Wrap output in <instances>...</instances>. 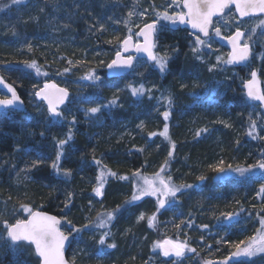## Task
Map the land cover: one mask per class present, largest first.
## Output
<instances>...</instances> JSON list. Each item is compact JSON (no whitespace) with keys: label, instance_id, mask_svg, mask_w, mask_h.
Here are the masks:
<instances>
[{"label":"trees","instance_id":"1","mask_svg":"<svg viewBox=\"0 0 264 264\" xmlns=\"http://www.w3.org/2000/svg\"><path fill=\"white\" fill-rule=\"evenodd\" d=\"M67 1L22 0L14 5L11 0H0V75L19 91L25 102L21 112L0 111V212H6L12 222L25 219L28 214L18 209L20 203H27L33 210L56 215L64 226L67 220L82 225L87 222L86 217L92 219L98 212L123 204L132 195L133 182L109 176L103 195L96 196L92 189L99 167L93 155L119 175L130 176L135 169L146 175L157 172L171 149L169 140L159 135L166 123L162 116L166 106L157 98L171 94L173 103L168 109L171 115L167 123L169 136L176 146L165 175H171L175 183L193 187L182 190L172 205L157 213L155 228H150L145 219L138 223L137 230L128 225L123 232L119 231L120 216H125L129 224L130 215L137 217L141 212L151 215L156 209L155 197L145 196L125 205L109 225L113 237L108 243L114 240L117 247L105 248L103 254L97 255L100 247L96 244L97 236L82 248L76 260L78 264H175L174 258L159 255L152 260L148 254L152 253L153 242L163 239L160 230L173 239L178 231L176 225L181 221H185L180 228L184 233L181 240L187 236L198 253H186L182 264H191V260L193 264L222 260L232 250L229 245L244 240V233H248L244 232L248 224L246 228L241 225L247 222V213L254 206L251 202L254 188L245 185L244 177L238 173L225 172L230 176L222 178L224 173L216 175L208 166L220 160L233 166H246V156L256 155L250 147L252 143L249 144L253 137L244 134L247 128L240 135L238 106L243 105L245 98L242 95L239 100L236 93L243 92L241 85L246 75L240 77L236 90L235 79H230L231 71H235L233 67L209 72V65L197 62L196 56L193 58L188 50V32L171 31L167 26L159 31L157 39L158 46L169 51L165 73L147 62V69L140 72L142 75L130 78V71L110 79L105 74L106 64L119 50L116 38L125 36L123 24L116 23L118 17L110 16L112 0H76L71 8ZM100 23L105 25L106 31L97 30ZM109 40L112 43H108ZM29 43L32 51L27 48ZM33 59L47 75L24 69L22 62ZM68 60L73 61L71 66ZM66 67L71 70L57 74ZM89 70H94L100 79H82ZM237 70L242 72L241 68ZM51 79L60 85L67 81L70 86V100L60 109L66 120L53 121L44 104L34 100L33 85L38 89L42 82ZM130 83L151 88V97L133 96L127 88ZM181 84L185 85L183 89ZM23 85H27V89ZM114 96L119 98L116 105L103 108L94 117L85 116L84 108L105 105ZM81 98H88L89 102L84 103ZM255 110L263 112L256 106L253 112ZM73 116L75 125L70 123ZM141 121L143 129L137 127ZM221 121L231 127H225ZM255 121L259 125L257 117ZM70 127L73 139L64 146L59 163L61 169L71 170V176L65 177L51 165L56 159V140L65 138ZM204 127L209 131L197 137L196 130ZM149 132L157 135L149 137ZM141 147L143 152L138 150ZM34 161H39L36 167L31 166ZM200 175L207 179L217 176L218 184L212 190L206 189L207 179L198 181ZM236 178L241 180L236 181ZM258 189H254L256 196ZM69 193L73 196L66 207ZM239 206L246 210L231 223L238 224L237 228L226 229L228 223L218 221L216 216ZM189 219L193 221L191 226L187 224ZM202 224L209 228L201 229ZM0 227L2 230V225ZM96 229L103 231L93 226L81 234L84 236ZM126 229L130 231L125 232ZM149 229L154 231L153 235ZM94 235L90 233L87 238ZM221 237L228 243L218 244ZM70 261L77 264L74 259ZM0 264H39V259L31 247L21 252L4 245L0 247Z\"/></svg>","mask_w":264,"mask_h":264},{"label":"snow or ice","instance_id":"2","mask_svg":"<svg viewBox=\"0 0 264 264\" xmlns=\"http://www.w3.org/2000/svg\"><path fill=\"white\" fill-rule=\"evenodd\" d=\"M21 2L22 0H11V3L14 5L20 4ZM181 4L184 10L178 12L169 11L174 5L179 7ZM230 5L235 6V11L238 14L237 16L229 18L224 15L226 9L230 10ZM138 7L139 0H134L133 7L126 13L123 20L116 21V23L124 24L125 28H127L128 35L124 36L122 39L116 38L119 50L116 52L115 58L106 65L114 75L135 71L138 58L131 54L122 55V53H129L131 49H134L137 53H145L147 55V60L152 62L161 73H165L168 70V52L160 55L155 51L157 48L159 31L168 26L167 24L162 23L163 21H166L171 25L189 24L193 29L198 30L201 35H195L194 47H192V52L196 55L197 59H202L200 52L203 48H211L210 41L213 34L216 37H221L222 27L236 24L235 31L230 35L223 37V39L231 46V51L227 54L226 58L222 55L216 56L217 63L209 65V72L214 71L222 64H239L248 61L252 54V46L255 43L254 37L257 34V30L260 29L261 32H264V19L258 18L264 17V0H171V3H168L167 7L163 8V10H158L155 3L150 4L148 8L141 11H137ZM41 11H43V9H41ZM149 14L155 16V19L150 23H143L142 27L134 24V17H139L143 20ZM218 16L224 20V24L214 26L213 18ZM246 17L258 18V22L253 24L247 31L242 30L239 26L243 23V18ZM109 19L112 18L109 17ZM133 26L139 29L135 33L132 31ZM65 27H67V25H65ZM97 30L100 32L106 31L105 25L100 23ZM133 36L137 38L135 41L133 40ZM140 37L143 38V42L140 41ZM108 43H112V41L109 40ZM27 48L29 51H32V45L30 43L27 45ZM22 64L24 69L33 70L37 75H47L46 72H43L42 66L34 59L25 60ZM68 64L71 66L73 61L68 60ZM70 70V67H66L57 74L60 75L67 73ZM139 75H142V73H139ZM82 79L98 81L100 77L95 74L94 70H89ZM259 83L257 70L253 69L251 71V79L244 82V87L247 90V97L249 99L258 100L261 105H264V91H261L259 88ZM0 85L7 88L10 93V96L0 98V107L10 108L17 104H22L16 88L12 84L6 83L3 75H0ZM180 87L183 89L185 85L181 84ZM127 88L130 89L133 96L148 95L151 97L152 94V89L145 88L143 84L134 86L130 83L127 85ZM33 89L36 97L47 101L48 114L53 121L67 119V117L64 116V113L60 110V105L64 104L70 97L67 88H60L54 83H45L43 87L39 89L33 85ZM81 99L84 103L89 102L88 98ZM118 99V97L114 96L113 99L109 100L105 105L96 104L94 106L86 107L84 108V114L86 117H94L96 114L100 113L103 108L116 105ZM157 99L158 101H163L166 106V110L162 113L166 123L164 124L163 131H161L159 135L169 140L171 145L168 156L165 158L164 163L161 164L160 169L157 172L151 175H146L140 169H135L130 176L119 175L117 172L108 168L107 165L102 164V161L93 155V161L99 167L96 176V184L92 189L93 193H95L96 196H102L107 178L111 176L113 178H118L119 180H131L133 182V191L130 198H126L123 204H118L115 208L105 209L102 213L98 212L92 219L86 217L85 219L87 222L85 224L76 225L71 220H67L66 223L70 228V231L67 234L61 231L58 227V225L61 224V220L56 216L49 215L42 211H34L29 204L20 203L18 210H22L28 214L26 219H15L14 222H12L10 218L6 217L5 213L0 212V225H2V230H0V247L8 245L21 252L32 247L34 248L35 256L39 259V264H67L64 259L65 243H71L72 239L77 238L82 232L90 230L95 226L99 229H103L99 235V239L96 240V244L100 246L96 254L101 255L105 248L114 249L117 247L114 240L113 242L108 243V239L113 237L109 225L115 219L116 214L119 213L125 205L141 200L145 196H153L156 198V209L151 215H146L141 212L136 217V222L139 223L146 219L150 228L157 227V213H159L161 209H165L167 206L172 205L182 190L193 187L192 184L175 183L173 182L171 175H165L169 161L174 155V149L176 146L175 142L172 141L169 136V125L167 123L171 115V112L168 109H171L173 100L171 94L167 96L162 95ZM221 122L225 124V127H231L227 122ZM70 123L75 125V116L72 117ZM137 127L143 129L144 122L141 121ZM256 128L257 122L250 117L249 131L247 135L252 136L253 139L258 138L254 135ZM208 131L209 129L207 127L199 128L196 130L195 134L199 137L202 133H207ZM41 135H44V133L41 132ZM155 135H157L155 132L148 133L149 137ZM259 138L264 139V137ZM53 139L56 138L54 137ZM72 139L73 132L70 127L65 138L56 140V159L51 165L58 173H62L65 177L71 176V170L61 169L59 163L63 155L64 146ZM17 147L19 148V146ZM138 150L143 152L144 148L141 147ZM38 163L39 161H34L31 166L36 167ZM208 167L215 173L235 172L241 177H245L246 174L255 175V170H259L260 178H264V149L261 150V158L257 159L255 163L247 166H233L231 164H225L223 160H220L216 164H210ZM206 179L207 177L205 175L197 177L198 181H204ZM262 194H264V184L260 185L257 191V197H261ZM72 196L73 193L68 194V199L65 202L66 207L71 203ZM9 199H11V197H9ZM237 204L239 205V201H237ZM245 210L246 209L242 206H239L233 211L221 212L216 216V219L221 222H229L228 225H225L227 227L234 221V218L239 217ZM14 211H17V209L14 208ZM257 211L258 214L264 212V206ZM184 223L185 221H181V224ZM192 223L193 221L191 219L187 220L188 226H191ZM181 224L176 225L178 231L181 228ZM259 224L260 227L256 229V232L252 236L247 237L245 240L231 243L229 247L232 250L229 251L228 255L222 260H204L202 264H250L253 258L264 254V215H259ZM199 227L206 230L209 228V225L202 224L199 225ZM128 231H130V229L125 230V232ZM201 240H203V237H201ZM217 243H228V241L221 237ZM152 248L159 249V253L163 257L174 258L175 264H182V258H185L186 253H194L198 255L197 249L191 247L187 236H185L184 240H180L179 238L173 240L166 237L162 241H154ZM73 264H75L74 261Z\"/></svg>","mask_w":264,"mask_h":264},{"label":"rangeland","instance_id":"3","mask_svg":"<svg viewBox=\"0 0 264 264\" xmlns=\"http://www.w3.org/2000/svg\"><path fill=\"white\" fill-rule=\"evenodd\" d=\"M74 1H76V0H68L67 1L68 7L71 8L72 3ZM81 1L83 2L86 0H80V2ZM152 3L156 4L158 10H163V8L167 7L168 3H171V0H139V7L137 8V11H141L145 8H148L150 6V4H152ZM133 4H134V0H112V6L110 7V10H111L110 16L111 17H118V21H122L124 16L126 15V13L133 7ZM53 10H55V9H53ZM119 11L120 12L122 11V12L119 14ZM169 11L170 12L182 11V4L179 7L174 5L171 9H169ZM36 12H38V10ZM32 15H34V14H32ZM226 16L231 18V17H234L236 15L234 12L231 11ZM153 19H155V16L153 14H149L143 20H141L139 17H134L133 22L135 25L141 26V25H143V23H146V22L148 23L149 21H151ZM259 19H264V18L262 17ZM257 22H258V18H251V19L243 20V23L240 24L239 26L242 28V30L247 31L248 29H250V27L253 24H255ZM214 24H215L214 26L223 25L224 20L222 18H219V19H217V21L214 22ZM235 26H236V24L228 25L227 27H222L221 35H223V36L229 35L233 31H235ZM245 26H247V27H245ZM123 28H124L125 36L128 35L127 28H125L124 24H123ZM13 30H14L13 33H16V29H13ZM132 31H133V33H135L136 31H138V28L133 26ZM16 36L18 38V35H16ZM188 37L189 38H188L187 48L190 51V53L192 54V57L194 58V56H193L194 54L192 52V47H194L195 36L188 33ZM254 38H255V43L252 46V54H251L252 60H251V62L248 65L242 67V69H241L242 72L238 71L237 69H234L235 71L232 70L230 73L232 75L230 79H235V81H236V90H237V85H238L237 82H239L240 77H242V75L243 76L246 75V77L243 79V82H244V81L248 80L251 71L253 69H256L258 78L261 81L262 90L264 91V32H261V30L258 29L257 34L255 35ZM133 39L135 41L137 38L135 36H133ZM210 43H211V48L205 47L201 50L200 55L202 56V59H196L197 62H200L202 65L206 64L208 66L210 64H216L217 63L216 56H218V55H222L225 58L227 57V54H228L227 48L225 46L221 45L219 42H217L216 36L214 34L212 36ZM117 51L118 50H116V52ZM155 51L160 55H163L165 52H168V54H169V51L167 49L159 47L158 44H157V48L155 49ZM147 67H148L147 61H144L141 59L137 60L136 69H135V71L131 72L130 78L139 76V73L145 71L147 69ZM228 68L232 69V67L229 64H222L217 69H219L220 71H222V70L225 71V70H228ZM51 80H53L55 82L54 79H51ZM57 84L59 86H63L65 88H67L70 91V86L67 84V81L65 84H61V85L59 83H57ZM242 89H243V83L241 85V91H242ZM236 95H237V97H239L238 98L239 100L241 99L242 95L245 98V101H243L244 102L243 105L241 104L240 106H238V114H239V116H241L239 118L241 121L240 135L243 133L242 131L245 128H247V130L249 131V118L250 117L252 120H255V118L257 117V119L260 121L259 125H257L256 132H255V135L258 137V138H256V142L253 143V140H252L253 138L249 139V144L252 143L250 147L253 148L254 152H256L255 153L256 155L248 154L246 156V158L248 157L247 158L248 163L246 164V166H247L249 164L255 163V161L257 159H260L261 158V150L264 149V139L259 138V137H264V113H263L264 111L262 113L259 112L258 110H255L253 112L255 106H256V108H260V106L256 103H255L256 105L254 106L253 103L249 102L244 95V91L241 93H240V91L239 92L237 91ZM2 97H4V94L0 93V98H2ZM240 102H242V101H240ZM157 108L158 107H156V109ZM237 130H239V127L237 128ZM247 133L248 132H245L244 134L247 135ZM249 151H250V148H249ZM248 153H250V152H248ZM244 156L245 155H243V158H245ZM217 162H215V163H217ZM255 173H256L255 175L246 174L244 177V182H245V185L249 184L252 188L258 189L261 184H264V178H260L259 170H255ZM216 175H217V173H216ZM229 176H230V173H224V175H222L221 177L223 178V177H229ZM235 180L239 181L241 179L236 178ZM215 184H218L217 176H212L211 178H208L205 181L206 189L209 188L212 190V188ZM254 189L252 190L253 197H252V201H251L254 204V206L247 213V216H248L247 222L241 225V227L246 228V225L248 224V227L244 230V232L245 231L248 232V233H244L245 239L249 236H252L256 232V229L260 227L259 214L264 215V212H260L258 214V211H257V210L261 209L262 206H264V194L258 198L256 196V192L254 191ZM5 215H6V212H5ZM119 221H120V223H119L120 224L119 225V231L120 232H123L124 227L128 226V225H130L133 230L139 229L138 223L136 222L135 214L132 217L130 215L129 224H126L125 216H123V217L120 216ZM226 224H227V222H226ZM116 225H115V227H116ZM237 226H238V224L237 225L230 224V226H227L226 229L231 230L233 228H237ZM65 227H67V228H65ZM0 230H1V227H0ZM145 230H147V229H144L143 231H145ZM62 231L65 234H67L70 231V228L66 223H65V226L62 225ZM148 231L152 235L154 234V231H151L150 229ZM90 233H93L95 235L91 236L90 238H87V235H90ZM90 233H86L87 235H84V236L82 234H80L77 238L74 239L75 243L71 244V246H72L71 250H70L71 252L68 250L70 254L67 252V255H66V257H67L69 254V256L67 257L69 261L71 259H74L76 261V263L78 264L79 262L76 260V258H80L79 256H80V252L83 250L82 248L87 246L86 244H88L90 242V240H92L94 238L96 240V237L100 235L101 231L96 229L94 231H90ZM159 235L163 239L167 237V233L165 231H163L162 229L160 230ZM183 235H184V233L182 232V230L176 231L174 233L173 240H175L177 238H179L181 240ZM121 238H123V235H121ZM167 238H169V237H167ZM239 241H241V240H239ZM159 255H160V253H158V249L152 248V253L150 255L148 254V257L152 260H156L157 257H159ZM188 255H190V254H188ZM191 262H192L191 264H193V260H191ZM250 264H264V254H262L261 256H257L255 258H253V260L250 262Z\"/></svg>","mask_w":264,"mask_h":264},{"label":"water","instance_id":"4","mask_svg":"<svg viewBox=\"0 0 264 264\" xmlns=\"http://www.w3.org/2000/svg\"><path fill=\"white\" fill-rule=\"evenodd\" d=\"M182 10H184L183 9V7H182ZM230 11H232V12H234L235 13V15L237 16L238 14L236 13V11H235V6L234 5H230V10L229 9H226L225 10V16L226 15H228V13H230ZM218 18H220L219 16L218 17H214L213 19H214V21L215 20H217ZM252 18H257V17H252ZM258 18H262V17H258ZM246 19H251V18H248V17H246V18H243V20H246ZM151 21H149L148 23H150ZM167 25H168V29L169 30H173V31H177V30H186L188 33H190L191 35H201L199 32H198V30H196V29H193L189 24H177V25H171V24H168L167 23ZM143 25H141V27H142ZM139 30V29H138ZM234 32V31H233ZM231 34V33H230ZM229 34V35H230ZM223 35H221V37H218L217 38V41H219V42H221L222 44H223V46H225L227 49H228V53L231 51V46L228 44V42L226 41V40H224L223 39ZM140 39V41L141 42H143V38L142 37H140L139 38ZM134 40V39H133ZM129 54H131V55H133L134 57H137L138 59L137 60H139V59H142V60H144V61H147V62H149V63H151L150 61H148L147 60V55L145 54V53H137V52H135L134 51V49H131L130 51H129V53H122V55H129ZM116 55V54H115ZM115 55L113 56V58L112 59H114L115 58ZM111 59V60H112ZM111 60L109 61V62H111ZM251 60H252V56L250 55V57H249V59H248V61H246V62H242V63H239V64H229V65H231V67H233V68H242V66H245V65H247L248 63H250L251 62ZM108 62V63H109ZM130 72V71H129ZM129 72H124V73H120L119 75H114V74H112L111 72H110V70L107 68V66H106V68H105V74H106V76L108 77V78H110V79H117L118 77H121V76H123V75H125V74H129ZM249 79H251V73H250V76H249V78H248V80ZM258 80H259V88L261 89V91H263L262 90V85H261V81H260V79L258 78ZM6 81V80H5ZM247 81V80H246ZM245 82V81H244ZM6 83H8V84H10L9 82H7L6 81ZM45 83H54V84H56L58 87H60V88H65V87H63V86H59L57 83H55L53 80H49V81H44V82H42V84L38 87V89L39 88H42L43 87V85L45 84ZM0 91L4 94V96L6 97V96H10V93L8 92V90H7V88H5L3 85H0ZM16 91H17V94L19 95V97H20V100L22 101V104H17V105H15V106H13V107H10V108H4V107H0V111H4L5 109H11V110H13V111H15V112H21V111H23V109H24V106H25V102H24V100L22 99V97L20 96V94H19V91L16 89ZM69 91V90H68ZM243 91H244V95H245V97H246V99L248 100V101H250V102H253V103H257L260 107H261V109L264 111V105H261V103H260V101H258V100H251V99H249L248 97H247V90L245 89V87H244V83H243ZM69 93H70V91H69ZM34 97H35V100H37L38 102L40 101V102H43V104L45 105V108H46V111H48V106H47V101L46 100H44V99H42V98H38V97H36L35 96V94H34ZM2 98H4V97H2ZM69 100H70V98L68 99V100H66L65 101V103L64 104H62V105H60V109H62V107L65 105V104H67L68 102H69ZM34 211H40V210H34ZM42 212H45V213H47L46 211H42ZM49 215H52V214H50V213H48ZM52 216H54V215H52ZM56 216V215H55ZM57 217V216H56ZM58 219H60L59 217H57ZM237 219V217L236 218H234V221ZM233 221V222H234ZM225 222H227V221H225ZM62 223V222H61ZM227 223H229V222H227ZM58 227L60 228V230H61V227H62V224H60V225H58ZM73 240V239H72ZM72 240H71V242H72ZM162 241V240H161ZM70 245V243H68V242H66L65 243V248H64V259H65V261L67 262V264H70V262H68V260H67V257H66V254H67V252H68V249H69V246ZM33 251H34V248H33ZM158 253H159V249H158ZM165 258H170V257H165ZM38 259V258H37Z\"/></svg>","mask_w":264,"mask_h":264},{"label":"bare ground","instance_id":"5","mask_svg":"<svg viewBox=\"0 0 264 264\" xmlns=\"http://www.w3.org/2000/svg\"><path fill=\"white\" fill-rule=\"evenodd\" d=\"M22 87L25 88V89H27V85H23ZM0 93H1V92H0Z\"/></svg>","mask_w":264,"mask_h":264}]
</instances>
